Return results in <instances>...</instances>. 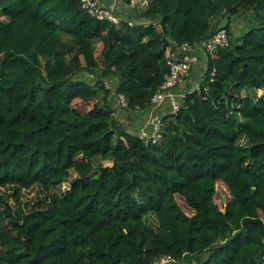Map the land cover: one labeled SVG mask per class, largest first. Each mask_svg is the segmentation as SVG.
<instances>
[{
  "label": "trees",
  "instance_id": "1",
  "mask_svg": "<svg viewBox=\"0 0 264 264\" xmlns=\"http://www.w3.org/2000/svg\"><path fill=\"white\" fill-rule=\"evenodd\" d=\"M133 11L145 22L98 20L79 0H0V187L14 199L0 195V264H264V0H149ZM238 15L245 29L206 53L197 87L186 78L159 141L119 122L104 78L129 111L143 110L169 53L219 29L230 36ZM64 182L23 205V190Z\"/></svg>",
  "mask_w": 264,
  "mask_h": 264
},
{
  "label": "built area",
  "instance_id": "2",
  "mask_svg": "<svg viewBox=\"0 0 264 264\" xmlns=\"http://www.w3.org/2000/svg\"><path fill=\"white\" fill-rule=\"evenodd\" d=\"M79 2L81 8L88 15L98 20H108L113 23H118L120 20L116 16L113 7L99 3L98 0H79ZM148 3L149 0H130L127 6L134 10H144L148 6ZM130 23L137 22L130 21ZM140 23L142 22L140 21ZM229 39L230 36L226 30L219 29L199 44L190 45L183 43L177 46L174 51L169 53L168 74L165 75L163 82L151 97L150 105L143 110L136 109L129 111L124 95L115 93L113 89L116 100L114 103L116 115L121 111L122 115H142L138 118L139 121L136 120L132 124V129L129 131L136 134L139 138L144 139L146 142L155 143L159 141L161 138V118L165 114L176 113L179 110L182 99L187 92L182 87L185 85L186 78L191 69L199 63V54L202 53L205 56L206 53L213 52L218 47H224L229 43ZM87 77L89 79L94 78L92 74H88ZM106 88L109 89L108 86ZM171 262H173V259L165 255L157 259L154 264H170Z\"/></svg>",
  "mask_w": 264,
  "mask_h": 264
},
{
  "label": "rangeland",
  "instance_id": "3",
  "mask_svg": "<svg viewBox=\"0 0 264 264\" xmlns=\"http://www.w3.org/2000/svg\"><path fill=\"white\" fill-rule=\"evenodd\" d=\"M127 8L128 13L127 14L131 17L130 20H132V22H142L144 23L145 21L140 20L139 18V14L135 11H133L134 9H130L128 6H125ZM126 15V13L121 12L119 14H116L117 17H119L120 19ZM248 22V17L243 16V15H238L235 16L231 19V24H230V38H232L233 40H235V38L242 32V30L245 29V26L247 25ZM101 42H97L95 44V56L98 60V62L100 63V49H101ZM205 58L203 55V58L201 60V62H199L196 66H194L189 75L187 77H190V79L188 80L189 83H191V87H197L200 78L204 72L205 69ZM88 73L86 72H82L79 76L82 77L85 80L90 81L91 79H89L87 77ZM104 82L106 84V86H108V88L111 90L110 91V96H109V102L112 106V108L114 109V103L116 102L115 100V95L113 94V89L115 86V82H116V78L115 77H106L104 78ZM76 102H80V100H76ZM116 113V110H115ZM122 111L117 115L118 116V120L119 122H121L128 130L132 129V124L134 122H136L137 117L134 116L133 114H121ZM142 115H140L141 117ZM135 118V120H133L132 118ZM104 164H110V162L108 161H103ZM74 172L71 171L69 176H74ZM68 184L66 182L62 183L59 187L55 188V189H50L48 191H45L43 189H41L39 186L34 185L26 190L22 191V195H21V201L23 203V205L27 208H29V206L33 205L37 200L39 199H43L46 198V195L49 194L50 192H57V191H62L65 190L67 188ZM215 194H214V200L217 204H220L223 206V204L228 200L229 198V192L227 187L225 186V184L221 181H216L215 184ZM58 189V190H57ZM13 189H10L8 187H0V195H4V197H6L7 201L9 203H13L14 199L12 196H9L10 194H12ZM178 203L181 206V208L188 214H191L192 211L190 209H188L185 205L183 200L180 197H177ZM262 219H264L263 216H261ZM147 219H152L154 220V218L152 216H146L145 218Z\"/></svg>",
  "mask_w": 264,
  "mask_h": 264
},
{
  "label": "crops",
  "instance_id": "4",
  "mask_svg": "<svg viewBox=\"0 0 264 264\" xmlns=\"http://www.w3.org/2000/svg\"><path fill=\"white\" fill-rule=\"evenodd\" d=\"M98 1H99V3H102V4H104V5H108V6H110V7H113L114 10H115V12H116V14H119V13H121V12L126 13V11H128L127 8L124 6V4H122V3H121L120 1H118V0H98ZM123 17H124V16H123ZM100 50H101V49H100ZM99 53H100V51H99ZM199 58H200L199 62H201V60H202V58H203V54H202V53L199 54ZM185 83H186V82H185ZM182 88H186V84H185ZM134 116L137 117V120H138V118L140 117L139 114H135ZM132 119L135 120L134 117H133ZM138 121H139V120H138ZM136 125H137V124H136Z\"/></svg>",
  "mask_w": 264,
  "mask_h": 264
}]
</instances>
